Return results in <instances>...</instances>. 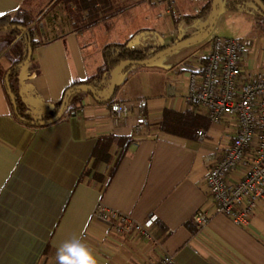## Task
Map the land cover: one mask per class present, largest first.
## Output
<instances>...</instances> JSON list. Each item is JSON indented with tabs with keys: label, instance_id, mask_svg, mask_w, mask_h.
I'll return each instance as SVG.
<instances>
[{
	"label": "crops",
	"instance_id": "0c3cea01",
	"mask_svg": "<svg viewBox=\"0 0 264 264\" xmlns=\"http://www.w3.org/2000/svg\"><path fill=\"white\" fill-rule=\"evenodd\" d=\"M29 4L0 0V18L18 10L33 13ZM204 5L176 0L185 21L182 39H195L208 27L211 9L197 15ZM216 6L215 24L234 9L225 1ZM160 13L143 0H49L33 13L35 38L43 44L33 50L15 86L19 97L27 95L34 111L50 110L67 88L96 75L105 46L155 51L177 43L181 39L170 36L174 15ZM207 38L188 44L192 48L181 49L178 57L133 66L118 77L112 102L129 108L123 127L111 124V103L86 92L70 98L71 115L32 127L15 118L0 80V264H57L56 251L64 243H82L97 264H154L165 254L175 264H264V201L246 227L222 215L202 230L191 221L210 203L204 186L208 161L227 149L234 135L228 123L210 125L182 99L187 75L210 51ZM16 39L0 33L2 72L17 56L6 52ZM263 66L249 50L244 67L264 73ZM164 111L191 118L194 131L162 130ZM140 116L148 120V130L134 145ZM199 129L207 133L201 142L194 137ZM99 203L136 223L156 217L153 241L111 233L93 218Z\"/></svg>",
	"mask_w": 264,
	"mask_h": 264
},
{
	"label": "built area",
	"instance_id": "2783aa9c",
	"mask_svg": "<svg viewBox=\"0 0 264 264\" xmlns=\"http://www.w3.org/2000/svg\"><path fill=\"white\" fill-rule=\"evenodd\" d=\"M201 6L210 0H189ZM161 9L160 16L174 15L173 39H182L185 21L176 11V0H143ZM250 47L244 40L211 37L210 51L201 57L202 64L187 75L184 104L205 117L210 125L229 124L234 132L227 149L212 155L204 186L209 205L199 208L191 217L197 230L206 228L217 215L227 217L234 225L246 227L254 210L264 201V73L244 67ZM24 77L21 75L20 79ZM129 108L123 102H112L109 119L113 126L128 122ZM148 120L137 117L131 143L144 138ZM206 131L199 129L194 137L201 142ZM93 218L107 225L114 235L139 234L151 242L152 216L136 223L99 203ZM154 264H175L173 256L163 255Z\"/></svg>",
	"mask_w": 264,
	"mask_h": 264
},
{
	"label": "trees",
	"instance_id": "16d2710c",
	"mask_svg": "<svg viewBox=\"0 0 264 264\" xmlns=\"http://www.w3.org/2000/svg\"><path fill=\"white\" fill-rule=\"evenodd\" d=\"M258 1L262 5H264V0H258ZM80 2H83V0H80ZM252 2L254 3L253 0ZM211 5H212V0L206 3L197 15L200 16L202 15V13H207L211 9ZM254 5L259 9V7L255 3ZM83 8L84 6L82 8H78L77 10L81 11L83 10ZM259 10L261 11V9ZM33 22H34V17L32 13L26 10H18L12 15H7V16L0 18V32L3 30H11L12 33H7L11 37H16L14 36L16 33H21V40L24 42L23 45L10 46L8 50L6 51L9 55L17 53V56L14 59H12L11 65L7 70H4L3 72L0 71V80L2 81V84L4 86L6 97L10 103V106L12 108V112L15 118L19 120L20 122L30 125L32 127L46 126V125L56 122L57 120L63 118L66 115H71L72 109H68L67 103L69 102L70 98L73 96L74 92L81 90V89H77L71 92L70 94H68L67 96H65V94L68 90L76 88V87L89 86L90 88L93 89L95 93L93 97L95 98L97 102L112 103L113 97L110 100H107V97L109 95V87H110L112 71L118 68L123 62L144 61V60H147L153 57L154 55H156L158 52L162 50V49H158L155 51H152L150 49L135 50V49L129 48L126 44H109L105 46L102 50V66L98 70L96 75H94L93 77H91L84 83H77L67 88L64 91L61 100L56 105H53L50 108V110L44 107L45 108L44 111L43 110L34 111L35 109H34V106L31 104V99L27 97V95L20 98L17 93L16 87H15L17 82H20V77L23 71H25L24 70L25 68H23L25 65L19 69H17L16 66L23 63L26 60L28 47L31 49V52H33V50L37 46H39L40 44H43L41 40L39 41L35 38L36 31L32 27ZM206 30L207 28L203 31L202 35L205 33ZM31 61H32V54L27 64L30 63ZM132 66H137V65H132ZM132 66L123 70L117 76L116 82H117L118 77L122 75L123 73L127 72ZM8 71H10V74L8 76L9 86H10L11 92L16 98L15 107H13L12 105V101L9 98V95L7 93V89L5 86L4 79ZM116 88H117V84H115V91H116ZM102 91L104 93L100 94V92ZM86 93H89V92L86 91ZM64 98H66V101H65V107L63 109V112L59 118L53 121V118L56 117V115L59 112V109L61 107V104ZM160 127L162 130L173 133V134L186 135L194 131L196 124H195V121H191V118L189 119L185 115H179V114H174L169 111H164L163 119H162V123ZM111 173L112 171L110 172V174Z\"/></svg>",
	"mask_w": 264,
	"mask_h": 264
},
{
	"label": "rangeland",
	"instance_id": "374dc122",
	"mask_svg": "<svg viewBox=\"0 0 264 264\" xmlns=\"http://www.w3.org/2000/svg\"><path fill=\"white\" fill-rule=\"evenodd\" d=\"M48 1L49 0H28V2L30 3L29 7H31L28 9L33 10L34 13L41 6L46 4ZM223 1L228 3L229 2L233 3L234 9L225 12V15L223 17H220L218 22L214 24L211 33L208 35L207 40H205V43L210 41L211 37H213L216 34L229 38L244 40L249 44L251 53L253 55L259 56L260 60L263 63L264 62V14L251 2V0H218L217 4L221 5ZM33 13L32 15L35 18V14ZM210 23L208 24V26L210 25ZM0 33L7 34V33H12V31L3 30ZM14 36H16L17 38L15 42L16 45L24 44V42L21 40V33H16ZM190 46L192 45L181 46L175 51L163 56L162 58L175 55V53H178V55L176 56L178 57L180 53H182L181 49H191L192 47ZM162 58L158 59L157 61L161 60ZM29 64L30 63L25 65L23 68L27 67ZM85 92L86 91L84 90H78L75 91L74 93H85Z\"/></svg>",
	"mask_w": 264,
	"mask_h": 264
},
{
	"label": "water",
	"instance_id": "95a60500",
	"mask_svg": "<svg viewBox=\"0 0 264 264\" xmlns=\"http://www.w3.org/2000/svg\"><path fill=\"white\" fill-rule=\"evenodd\" d=\"M254 3L259 7V9H261V11L264 13V5H262L258 0H253ZM217 0H212V5H211V13H212V19H211V23L208 26L207 30L205 31V33L203 35H201L200 37H197L195 39H183L167 48L162 49L160 52H158L156 55H154L153 57L144 60V61H140V62H133V61H126L123 62L118 68L114 69L111 73V80H110V87H109V95L107 97V100H110L113 96H114V92H115V84H116V78L117 76L125 69L129 68L132 65H137V66H145V65H149L155 61H157L158 59L162 58L163 56L175 51L176 49H178L179 47L183 46V45H188L190 43H194V42H199L204 40L205 38L208 37V35L211 33L213 26L216 22L217 19V6H216ZM31 49L28 47L27 49V57L26 60L17 65L16 68L19 69L21 67H23L24 65L27 64V62L29 61L30 57H31ZM10 74V71L7 72L6 76H5V86L7 89V93L9 95L10 100L12 101V105L13 107H15V100L16 98L14 97L13 93L11 92L10 86H9V82H8V76ZM77 89H81V90H85L87 92H89L92 96H94V91L92 88H90L89 86H80V87H76L73 89H70L66 92L65 96H67L68 94H70L71 92L77 90ZM65 101L66 98L63 99L61 107L59 109L58 114L56 115V117L53 118V121L56 120L57 118H59L63 112V109L65 107Z\"/></svg>",
	"mask_w": 264,
	"mask_h": 264
},
{
	"label": "clouds",
	"instance_id": "9594fccd",
	"mask_svg": "<svg viewBox=\"0 0 264 264\" xmlns=\"http://www.w3.org/2000/svg\"><path fill=\"white\" fill-rule=\"evenodd\" d=\"M2 190V189H0ZM57 264H97L96 259L82 244H62L56 251Z\"/></svg>",
	"mask_w": 264,
	"mask_h": 264
},
{
	"label": "snow or ice",
	"instance_id": "6c2138e0",
	"mask_svg": "<svg viewBox=\"0 0 264 264\" xmlns=\"http://www.w3.org/2000/svg\"><path fill=\"white\" fill-rule=\"evenodd\" d=\"M4 15V13H0V16H3Z\"/></svg>",
	"mask_w": 264,
	"mask_h": 264
}]
</instances>
